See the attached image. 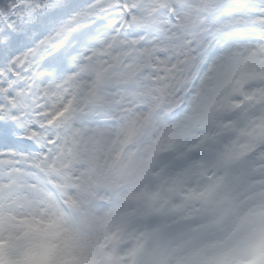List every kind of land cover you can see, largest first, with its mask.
Segmentation results:
<instances>
[{"label": "snow or ice", "instance_id": "obj_1", "mask_svg": "<svg viewBox=\"0 0 264 264\" xmlns=\"http://www.w3.org/2000/svg\"><path fill=\"white\" fill-rule=\"evenodd\" d=\"M0 264H264V0H0Z\"/></svg>", "mask_w": 264, "mask_h": 264}]
</instances>
